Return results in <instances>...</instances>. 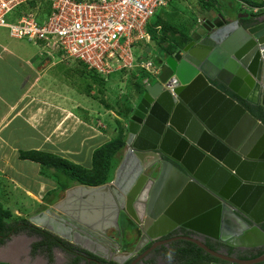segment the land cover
<instances>
[{"label": "water", "instance_id": "obj_1", "mask_svg": "<svg viewBox=\"0 0 264 264\" xmlns=\"http://www.w3.org/2000/svg\"><path fill=\"white\" fill-rule=\"evenodd\" d=\"M208 15L196 21L182 48L163 56L155 82L142 81L143 92L125 118L113 179L68 188L30 224L81 247L66 226L87 234L114 229L120 211L129 219L124 196L128 212L140 214L134 225L141 242L131 254H115L114 263L177 229L229 248L238 241L251 248L264 243V234L247 223L264 222V191L251 193L248 185L251 180L264 189V124L246 108H264V11L234 15L226 8ZM144 201L145 212L139 211ZM184 240L213 257L189 264H264V256L231 263L192 237Z\"/></svg>", "mask_w": 264, "mask_h": 264}, {"label": "rangeland", "instance_id": "obj_2", "mask_svg": "<svg viewBox=\"0 0 264 264\" xmlns=\"http://www.w3.org/2000/svg\"><path fill=\"white\" fill-rule=\"evenodd\" d=\"M232 1L234 6H236L240 12L242 11L241 14L246 13L244 10L246 6H244V8L241 5L243 4L242 0H239L241 1L240 4L237 2V0ZM46 2V0L37 1V6H39L38 11H43L47 7ZM197 5L198 3L196 4V2L192 0H189L188 2L177 1L173 2L171 6L169 4L166 7L159 9L158 13L162 19H167L173 25H176L179 30H181V32H185L186 30H190L195 25L197 19L209 16L207 9L205 8L206 6L197 10ZM223 5L224 4H222V6ZM220 10L221 9H219V11ZM13 18L14 14H11L9 21H11ZM3 33L7 35L8 32L3 29ZM15 42L20 46H23L24 49L29 52L30 58L38 56L41 61L46 62L45 65L47 67H50L43 76V82L40 84V86H44V89L46 90V97L51 98L53 95L56 97H62L63 106L65 105L64 101L65 103L71 101V106L76 108L78 113L85 112L86 115H93L94 117L91 119L94 122H96L95 118L99 119L101 116L100 120L102 124L97 125L98 127L95 126V129L99 130L104 135L109 134L108 132H110L111 137H109V140L117 135L118 122L116 120L118 119L121 124L126 123V120L120 116L115 118L119 107L118 103L121 100L127 103H133L132 106L136 103L134 102L135 96L132 97V94L130 93L131 87L130 82H128V72L124 75L126 77L125 80H120L122 83L121 86L115 81V77L120 76L119 73L110 75V81L102 83V78H92L87 74H83L82 68L77 67L74 60L67 59L55 50L53 51L52 56H49L42 49L40 54L32 45V43H29L26 40H15ZM136 48L137 55L144 53L143 55H147V59H149L155 67H162L164 52L161 49L159 50L157 44H155V41H149V37H147L146 40L140 43V46H136ZM144 79H149L153 82L156 80L153 74L144 72L140 69V71L137 72V78L135 81L140 82L141 80L144 81ZM126 99L127 101H125ZM52 100H54V98H52ZM80 137L81 135L79 133L78 135L67 137L63 147L68 148V145L71 147V149L74 148L78 150ZM98 141L99 139H87L82 152L77 157H80V160L78 159L79 162L77 159H75V157L70 156V159H74V162L77 161V164L83 168L87 167L86 169H90L92 166L91 162L93 152L103 144L99 143ZM12 159L14 160L12 163L14 165L16 159L15 157ZM118 162L119 160H113L112 162V169L109 174L111 176L110 180L113 179V174L118 166ZM17 164L18 165L14 166V170H17L15 167L18 166L20 171L24 170L23 172L26 177L24 176L22 179H20V177L16 178V174H13L12 172H4L3 169H0V207L10 213L9 216L6 217L7 222H14V220L18 221L21 219L28 221L30 217L38 214L44 208L52 206L57 201L61 200L68 189L67 188L63 191L53 176L51 177L49 175L47 178H38V175H40L38 172L39 166L35 162H20L19 160V163ZM4 176L10 178V183L5 181L3 178ZM61 182L67 183V180L62 179ZM29 191L32 195H28L27 192ZM38 191L40 192V197L37 195ZM41 198L43 201H41ZM19 244L21 245L24 243L19 241L17 245Z\"/></svg>", "mask_w": 264, "mask_h": 264}, {"label": "built area", "instance_id": "obj_3", "mask_svg": "<svg viewBox=\"0 0 264 264\" xmlns=\"http://www.w3.org/2000/svg\"><path fill=\"white\" fill-rule=\"evenodd\" d=\"M32 1L0 0V28L49 56L55 50L78 60L106 79L136 69L157 77L160 68L149 59L138 61L135 45L148 37L146 27L159 9L187 0H46L43 11L36 5L20 13Z\"/></svg>", "mask_w": 264, "mask_h": 264}, {"label": "crops", "instance_id": "obj_4", "mask_svg": "<svg viewBox=\"0 0 264 264\" xmlns=\"http://www.w3.org/2000/svg\"><path fill=\"white\" fill-rule=\"evenodd\" d=\"M261 1L264 0H250L252 3ZM237 2L241 3L239 0ZM221 3L224 5H216L221 10L230 8L234 15L242 12L234 6L232 0H221ZM241 5L246 6L244 10L249 14L264 11V5L262 7H253L244 3ZM3 29L8 32L7 29L0 28V169H3L4 172H12L16 174V178L22 179L25 176L24 170L20 171L18 166L15 167L17 170H14V166L18 165L19 160L20 162L30 161L19 158L22 152L40 151L77 164L80 160V157H77L82 152L87 139H99L98 142L101 144L109 142L110 132L104 135L95 129V126L102 124L101 116L99 119L95 118L96 122H94L91 119L94 117L93 115H86L85 112L78 113V110L71 106V101L67 103L64 101L65 105L63 106L62 97L55 95L51 98L46 97V90L40 84L50 67H47L46 62L41 61L38 56L30 58L29 52L15 42V40H21L10 37L9 33L4 34ZM32 45L41 54V49ZM119 74L120 76L115 77V81L121 86L120 80H125L126 77L125 73ZM109 77L103 78V82L110 81ZM134 98L136 99V97ZM115 118H118V115H115ZM78 133L81 135L78 150L71 149L68 145V148L63 147L67 137L78 135ZM70 156L75 157L78 162L76 160L74 162ZM14 157L16 160L13 165L12 158ZM3 178L7 183H10V178L7 176ZM38 178L45 177L38 175ZM27 193L32 195L30 191ZM39 193L38 191L37 195ZM41 201H43L42 198Z\"/></svg>", "mask_w": 264, "mask_h": 264}, {"label": "flooded vegetation", "instance_id": "obj_5", "mask_svg": "<svg viewBox=\"0 0 264 264\" xmlns=\"http://www.w3.org/2000/svg\"><path fill=\"white\" fill-rule=\"evenodd\" d=\"M246 108L256 119L261 121L257 115L264 118L263 107L246 103ZM254 162L256 163L255 168H257L259 160H254ZM254 175L252 173L251 178ZM76 185L78 184L70 187ZM248 185L251 193L257 187L262 188L261 191H264L263 187L259 186L255 181L252 182L250 180ZM241 187L240 185L237 189L239 190ZM121 202L129 219L120 211L117 222L113 226L114 229L88 230L91 234H87L81 230L74 229V227L66 226L69 232L65 231V234L71 237L72 240L75 238L81 244V247L63 240L49 231L40 229L25 219L7 222L4 225V229L0 231V264H117L111 260L115 254H131L138 243L141 242V234L134 225V220L139 219L140 214L136 212V214L134 213L135 215H132L128 212L126 197L123 196ZM137 204L138 210L145 212L144 208L142 210L140 206H145V201ZM49 207L44 208L40 212ZM130 208L132 211L133 205ZM250 210H248L249 213L251 212ZM144 220L145 217L143 222H145ZM247 223L251 227L256 226L264 234V222L256 225L247 220ZM80 235L86 239H82ZM185 237L196 239L222 257L229 258L231 263L253 262L264 256V243L262 242L260 246L251 248L243 241H238V247L229 248L216 239H211L201 234L197 236L190 235L184 229H177L165 240L151 242L144 246L141 243V249L137 253L132 254L123 264H189L198 259L213 258L194 243L184 240ZM147 239L148 237L146 236ZM19 241L24 244L17 245ZM164 241L169 242L162 245L161 242L164 243Z\"/></svg>", "mask_w": 264, "mask_h": 264}, {"label": "trees", "instance_id": "obj_6", "mask_svg": "<svg viewBox=\"0 0 264 264\" xmlns=\"http://www.w3.org/2000/svg\"><path fill=\"white\" fill-rule=\"evenodd\" d=\"M38 0H34L32 2L27 3L24 7L22 6L19 11L20 13H24L29 8L35 7L37 5ZM198 3V9L205 8L207 9V13L217 8L218 4L222 5L221 0H194ZM244 4H249L253 7H262L264 5V1L252 3L250 0H242ZM177 2V1H173ZM170 2V6L173 4ZM178 2H186V1H178ZM168 4V5H169ZM248 5V6H249ZM28 8V9H27ZM48 10V9H47ZM198 20V19H197ZM182 26V25H181ZM180 27V26H179ZM146 32L149 36V41H155L159 50L161 49L164 55H172L175 53L177 49L182 48L188 42V32H181L176 25H173L167 19H162V17L157 12L154 17L151 19L149 24L146 27ZM144 42L140 41L135 45L134 54L139 57L140 60L147 59V55H137L136 46H140V43ZM146 44V43H145ZM173 44V45H172ZM73 60V59H72ZM76 62L77 67L82 68V73L91 76L92 78H102L98 74L93 71H90L86 68V66L78 60H74ZM140 69H136L135 71H130L128 76L131 87V94L133 96H138L143 92V83L142 80L140 82L135 81L137 78V72ZM125 73V72H123ZM100 80V79H99ZM104 80V79H103ZM103 80H101L102 83ZM129 87V88H130ZM126 97V96H125ZM131 97V96H130ZM128 99V98H127ZM127 99L125 101H127ZM133 104V103H132ZM131 102L120 101L118 103L119 107L117 110V115L125 119L129 110L132 108ZM258 118L264 123V118L260 115H257ZM117 125V135L112 138L109 142L103 144L99 148H97L92 154V166L90 169L83 168L77 164H74L68 160H65L61 157L51 155L49 153H44L40 151H27L22 152L19 155V158L22 160H30L39 165L40 170L39 173L41 176L47 178L49 175L57 181L60 188L64 191L70 187V185L78 184V185H87V186H99L105 184L110 181L111 176L110 171L112 169L113 160H119V154L123 150L124 147V139H125V125L121 124L118 119ZM120 122V123H119ZM62 179H66L67 183H62ZM71 185V186H72ZM9 212L0 207V231L4 229V225L7 223L6 217L9 216ZM15 221V220H14Z\"/></svg>", "mask_w": 264, "mask_h": 264}, {"label": "clouds", "instance_id": "obj_7", "mask_svg": "<svg viewBox=\"0 0 264 264\" xmlns=\"http://www.w3.org/2000/svg\"><path fill=\"white\" fill-rule=\"evenodd\" d=\"M148 35V34H147ZM149 37V36H148ZM146 40V39H145ZM126 124V123H125Z\"/></svg>", "mask_w": 264, "mask_h": 264}]
</instances>
